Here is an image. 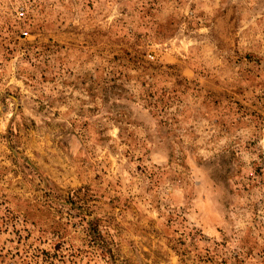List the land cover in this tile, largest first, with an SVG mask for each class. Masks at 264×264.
<instances>
[{"label":"rangeland","instance_id":"obj_1","mask_svg":"<svg viewBox=\"0 0 264 264\" xmlns=\"http://www.w3.org/2000/svg\"><path fill=\"white\" fill-rule=\"evenodd\" d=\"M2 257L264 264V0H0Z\"/></svg>","mask_w":264,"mask_h":264},{"label":"built area","instance_id":"obj_2","mask_svg":"<svg viewBox=\"0 0 264 264\" xmlns=\"http://www.w3.org/2000/svg\"><path fill=\"white\" fill-rule=\"evenodd\" d=\"M19 19H23L26 16V13L24 11H21L20 13H18ZM23 36H28L29 35V31H25L22 32ZM0 264H18V262L16 261V258L13 257H2L0 258Z\"/></svg>","mask_w":264,"mask_h":264}]
</instances>
